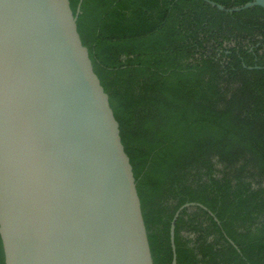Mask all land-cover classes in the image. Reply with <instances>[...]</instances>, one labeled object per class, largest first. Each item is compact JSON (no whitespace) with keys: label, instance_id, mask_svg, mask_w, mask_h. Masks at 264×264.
I'll return each instance as SVG.
<instances>
[{"label":"trees","instance_id":"trees-1","mask_svg":"<svg viewBox=\"0 0 264 264\" xmlns=\"http://www.w3.org/2000/svg\"><path fill=\"white\" fill-rule=\"evenodd\" d=\"M79 2L78 31L120 124L154 264H172L171 222L188 202L207 209L180 211L177 264H264V68L255 67L264 7L70 0L74 13Z\"/></svg>","mask_w":264,"mask_h":264},{"label":"water","instance_id":"water-1","mask_svg":"<svg viewBox=\"0 0 264 264\" xmlns=\"http://www.w3.org/2000/svg\"><path fill=\"white\" fill-rule=\"evenodd\" d=\"M207 1L227 12L264 7ZM80 6L0 0L5 264H154L120 124L78 31ZM192 205L207 209L188 202L175 213L172 264L176 219Z\"/></svg>","mask_w":264,"mask_h":264}]
</instances>
